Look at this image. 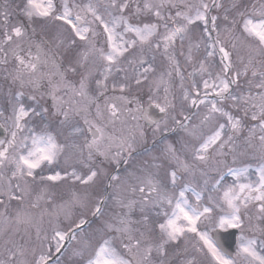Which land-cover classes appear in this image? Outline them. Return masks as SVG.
<instances>
[{
	"label": "snow or ice",
	"instance_id": "snow-or-ice-1",
	"mask_svg": "<svg viewBox=\"0 0 264 264\" xmlns=\"http://www.w3.org/2000/svg\"><path fill=\"white\" fill-rule=\"evenodd\" d=\"M0 264H264V0H2Z\"/></svg>",
	"mask_w": 264,
	"mask_h": 264
},
{
	"label": "water",
	"instance_id": "water-1",
	"mask_svg": "<svg viewBox=\"0 0 264 264\" xmlns=\"http://www.w3.org/2000/svg\"><path fill=\"white\" fill-rule=\"evenodd\" d=\"M236 235L237 230H228V232L225 234L224 240H222L225 248L232 253L235 252Z\"/></svg>",
	"mask_w": 264,
	"mask_h": 264
},
{
	"label": "trees",
	"instance_id": "trees-1",
	"mask_svg": "<svg viewBox=\"0 0 264 264\" xmlns=\"http://www.w3.org/2000/svg\"><path fill=\"white\" fill-rule=\"evenodd\" d=\"M0 2H2V0H0ZM187 71H191V67L188 66L186 69H185V74L187 73ZM198 78V77H197ZM27 102V101H26ZM114 167V165H113ZM124 167V166H123ZM123 167L121 169H123ZM66 223V222H65Z\"/></svg>",
	"mask_w": 264,
	"mask_h": 264
}]
</instances>
